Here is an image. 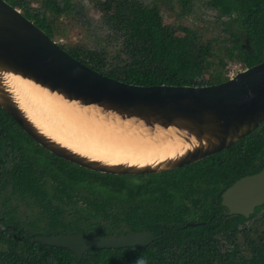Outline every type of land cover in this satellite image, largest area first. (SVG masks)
<instances>
[{
    "label": "trees",
    "instance_id": "16d2710c",
    "mask_svg": "<svg viewBox=\"0 0 264 264\" xmlns=\"http://www.w3.org/2000/svg\"><path fill=\"white\" fill-rule=\"evenodd\" d=\"M6 1L83 64L134 85H213L229 79L232 66L264 61V0H202V10L213 14L196 24L195 0H175L179 13L172 7L168 22L157 1L112 0L108 24L123 40L122 52L114 54L68 42L70 31L51 0L34 9L45 7L42 18L31 11L30 0ZM263 158L264 122L197 162L132 176L145 179L132 186L127 176L94 172L48 152L0 107V264H137L141 258L146 264H264V213L250 219L226 214L221 197L247 170L260 169ZM86 181L97 194L158 197L146 214L157 239L147 247L89 249L82 258L35 241L44 235L134 233L117 223L102 225L107 215L75 186Z\"/></svg>",
    "mask_w": 264,
    "mask_h": 264
},
{
    "label": "water",
    "instance_id": "95a60500",
    "mask_svg": "<svg viewBox=\"0 0 264 264\" xmlns=\"http://www.w3.org/2000/svg\"><path fill=\"white\" fill-rule=\"evenodd\" d=\"M12 76L32 83L47 97L87 110L88 117L102 118L107 125L128 124L138 138L172 135L181 148L141 164L82 151L32 118L11 86ZM0 107L39 145L71 163L100 173H161L218 153L264 122V61L213 85H134L83 64L21 10L0 0ZM126 146L130 147L128 139ZM222 204L231 215H253L264 204V168L226 189ZM153 238L151 234L102 237L75 233L44 235L35 241L65 247L82 258L89 249L143 246Z\"/></svg>",
    "mask_w": 264,
    "mask_h": 264
},
{
    "label": "bare ground",
    "instance_id": "6f19581e",
    "mask_svg": "<svg viewBox=\"0 0 264 264\" xmlns=\"http://www.w3.org/2000/svg\"><path fill=\"white\" fill-rule=\"evenodd\" d=\"M12 88L32 118L46 125L54 134L61 135L74 147L100 157L133 163H148L162 159L181 148V143L174 136L160 134L151 139L138 138L136 130L121 121L106 124L102 118L95 120L88 117L87 110L72 104L65 105L55 97L46 94L32 83L18 77H11ZM127 130L128 133H121ZM128 139L129 146H126Z\"/></svg>",
    "mask_w": 264,
    "mask_h": 264
},
{
    "label": "rangeland",
    "instance_id": "374dc122",
    "mask_svg": "<svg viewBox=\"0 0 264 264\" xmlns=\"http://www.w3.org/2000/svg\"><path fill=\"white\" fill-rule=\"evenodd\" d=\"M49 0H30L33 13H38V17L42 18V12L44 6L40 7L41 10L36 11L37 5L44 4ZM143 2L157 1L160 7L165 13L166 22L171 21L173 14L171 8L175 7L177 13H179V4L175 0H141ZM202 0H195L194 11L192 12V22L199 23L200 19L213 14L212 12H205L201 8ZM54 5V10L61 14L64 23L67 25L70 31V40L68 42L74 43L75 46H83L87 49L101 48L108 54H114L115 52H122V38L113 33L111 26L108 24L107 16H110L114 12V5L112 0H51ZM178 6V7H177ZM240 67H230L228 75H232L231 72H236ZM230 78V76H229ZM77 190L84 194L87 193L88 198L95 197L97 190L88 181L79 183L76 182ZM132 183V182H131ZM84 191V192H83ZM158 199V197H155ZM156 199L151 198L150 202L157 203ZM206 203V202H205ZM151 206V205H150ZM156 206V204L154 205ZM152 207V206H151ZM102 219V218H101ZM254 219V218H253ZM251 219L250 222L253 220ZM108 220V221H107ZM131 220H127V222ZM103 224H109L111 219L108 215L102 219ZM111 224V223H110ZM125 224V222H124Z\"/></svg>",
    "mask_w": 264,
    "mask_h": 264
},
{
    "label": "flooded vegetation",
    "instance_id": "af4514ba",
    "mask_svg": "<svg viewBox=\"0 0 264 264\" xmlns=\"http://www.w3.org/2000/svg\"><path fill=\"white\" fill-rule=\"evenodd\" d=\"M257 165H256L257 167H255L253 169L254 171L253 170H247L245 175L240 177L239 179H241L245 176H248V175H254V174L260 173L264 168V163H263V166L262 167L260 166V169H258V170H256V169L259 167V164H257ZM91 171H93V170H91ZM94 172H96V171H94ZM107 174H109V173H107ZM110 175L127 176L126 180L128 181L129 184H132V186H140V185H143L145 179H142V178L137 179V178H131V177L137 176V175H149V174H125V175L110 174ZM128 176H130V179L128 178ZM80 183H82V182H80ZM228 188H226V189H228ZM224 191H223V193H224ZM222 194H221V197H222ZM92 198L95 201V206H97V209H99L100 211H102L103 213L108 215V218L111 219V222H110L111 224L109 223V225H113V224L117 223L126 229H129V230L133 229L134 230V233H129L126 235H100V236H102V237H114V236L115 237H122V236L131 235V234H151L154 237L151 242H149L143 246H133L132 245V246H127L128 248L129 247H134V248L147 247L148 245H151V243L157 239V236L152 231H150V229H149L152 227L153 224L151 223V226L149 227V221H148V218H146L147 217L146 214H148V210L151 208H154L155 204L157 206L156 202L154 205L152 202H150V199L153 198V196L149 192L147 194H140L139 196H135V195L124 194V193H115V194L109 193V192L106 193L105 190H103V191L101 190V193H99L98 195H96L95 197H92ZM194 201H196V198L194 199ZM189 205L191 206L192 203L190 202ZM123 207H125L127 209V211H125L123 209ZM226 209H227L226 214L231 215L229 213V209L227 207H226ZM263 213H264V204L261 206H258L256 208L254 214L260 215ZM234 215H238V214H234ZM252 216L253 215H251L250 217H252ZM250 217L248 219H250ZM127 220H131V221L130 222L128 221L126 223ZM124 222H125V224H124ZM146 223H148L147 224L148 227L146 226ZM199 223H203V221L198 222V224ZM195 224L196 223H194L192 221L186 222V226L195 225ZM102 225H105V224H102ZM92 234H96V233H92ZM96 235H99V234H96Z\"/></svg>",
    "mask_w": 264,
    "mask_h": 264
},
{
    "label": "clouds",
    "instance_id": "9594fccd",
    "mask_svg": "<svg viewBox=\"0 0 264 264\" xmlns=\"http://www.w3.org/2000/svg\"><path fill=\"white\" fill-rule=\"evenodd\" d=\"M240 70H244V69H241V68H240ZM240 70H239V71H240ZM137 264H146V261H145L143 258H141V259H138V260H137Z\"/></svg>",
    "mask_w": 264,
    "mask_h": 264
},
{
    "label": "built area",
    "instance_id": "2783aa9c",
    "mask_svg": "<svg viewBox=\"0 0 264 264\" xmlns=\"http://www.w3.org/2000/svg\"><path fill=\"white\" fill-rule=\"evenodd\" d=\"M239 70H240V69H239ZM239 70H238V71H239ZM238 71H236V72H231L232 75H229V76H230V77L234 76Z\"/></svg>",
    "mask_w": 264,
    "mask_h": 264
}]
</instances>
